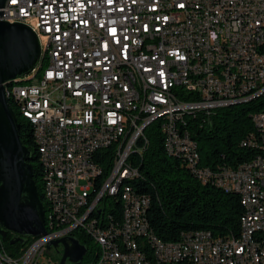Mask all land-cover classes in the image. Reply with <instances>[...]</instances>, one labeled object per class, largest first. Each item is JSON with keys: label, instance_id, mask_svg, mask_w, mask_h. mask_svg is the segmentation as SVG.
I'll list each match as a JSON object with an SVG mask.
<instances>
[{"label": "built area", "instance_id": "built-area-1", "mask_svg": "<svg viewBox=\"0 0 264 264\" xmlns=\"http://www.w3.org/2000/svg\"><path fill=\"white\" fill-rule=\"evenodd\" d=\"M23 12L41 56L31 86H7L6 95L19 99L33 127L57 227L87 226L101 241L102 264H264V112L253 114L256 131L242 141L256 156L236 169L200 167L193 135L217 109L264 96V0H9L0 22L19 23ZM154 123L169 156L203 184L239 196L237 236L202 230L164 242L136 189L124 190L121 221L108 218L104 202L118 178L140 177L135 164ZM116 132L124 141L110 149ZM104 159L107 193L89 206ZM32 239L19 256L0 246V264H41L58 241Z\"/></svg>", "mask_w": 264, "mask_h": 264}, {"label": "trees", "instance_id": "trees-1", "mask_svg": "<svg viewBox=\"0 0 264 264\" xmlns=\"http://www.w3.org/2000/svg\"><path fill=\"white\" fill-rule=\"evenodd\" d=\"M9 102L18 119L20 138L32 152L34 180L48 213V204L43 195V167L33 127L22 118L16 104L12 100ZM258 112H264V96L248 103L217 109L209 121L193 133L199 147V166L215 171L223 168L236 169L253 159L256 151L243 147L242 141L256 131L252 116ZM158 128L159 125L154 123L145 132L149 147L142 157L137 158L135 166L140 171V177L132 181L133 188L138 193L147 195L150 200L148 220L154 234L164 242L178 241L183 232L202 230L210 231L215 236H237L244 214L239 196L227 193L213 184H203L187 165L169 156L164 150V138ZM110 163L111 159H107V169ZM110 204L114 208L106 210L108 218L120 222V191ZM75 232L73 235L87 247L88 256L87 238H92ZM15 236L11 232H8L6 238L0 236L3 243L0 246L10 255L19 256L26 251L33 239L29 238L27 244L17 242L12 245L11 241Z\"/></svg>", "mask_w": 264, "mask_h": 264}, {"label": "water", "instance_id": "water-1", "mask_svg": "<svg viewBox=\"0 0 264 264\" xmlns=\"http://www.w3.org/2000/svg\"><path fill=\"white\" fill-rule=\"evenodd\" d=\"M9 0H0V17ZM37 0H32V5ZM41 56L37 34L22 23L0 22V236L18 237L11 244L46 235V210L34 180L32 152L20 138L18 119L10 106L6 87L29 75ZM63 247L59 264H82L87 247L75 236L48 245Z\"/></svg>", "mask_w": 264, "mask_h": 264}, {"label": "bare ground", "instance_id": "bare-ground-1", "mask_svg": "<svg viewBox=\"0 0 264 264\" xmlns=\"http://www.w3.org/2000/svg\"><path fill=\"white\" fill-rule=\"evenodd\" d=\"M30 19V12L21 13V20L19 23L25 24L28 26V21ZM47 67L39 68V75H46ZM27 79L26 82H17L20 79ZM23 78H19L14 81L12 85L9 86L11 89H26L31 86L33 83V79H29L30 76H25ZM21 81V80H20ZM23 81V80H22ZM9 100H12L18 110L22 118H24V109L20 107L19 99L16 96H8ZM124 141V132H116L114 136L110 140V149H117V147L123 143ZM39 149L40 156V146L36 143ZM111 171V163L110 167L107 169V159L103 160L102 164V172L99 174L97 190L93 191L89 197V206H98L102 200L103 196L107 193V181H108V173ZM135 177H120L115 183V189L113 192V197L117 196L118 192L121 193V200L124 198V190L125 189H134L132 185V181L136 180ZM43 195L46 203L48 204V215H46V223L45 228L48 230L49 228H54L51 231H46V239L49 240H59L63 237L71 236L75 231H81L82 233L90 236L92 240L99 246V253L95 264H102L103 262V247L101 246V241L95 235H90V231L87 226L82 225V223H67L63 224L60 227H57L58 223V215L54 211V207L52 203H50V199H48L49 195V185L46 179V172H43ZM148 197V196H147ZM149 199V198H148ZM150 201V200H149ZM47 213V212H46ZM92 218L93 219H101V211L100 210H92Z\"/></svg>", "mask_w": 264, "mask_h": 264}, {"label": "rangeland", "instance_id": "rangeland-1", "mask_svg": "<svg viewBox=\"0 0 264 264\" xmlns=\"http://www.w3.org/2000/svg\"><path fill=\"white\" fill-rule=\"evenodd\" d=\"M41 42H43V44L46 45V41L44 39ZM29 79H33V76H30ZM20 80H18L17 82L28 81L27 79H24V78L20 79ZM110 203H112V199L104 202L106 209L114 208L113 205H111ZM46 215H48V213H46ZM75 233H78L80 235L83 234L81 231H76ZM87 239L89 241V244H88L89 255L84 258L83 262H84V264H95V262L97 260L96 259L97 255L99 253V246L93 240H90L89 238H87ZM2 244L3 243L0 240V245H2ZM61 251H62L61 248H60V250L53 249V250L49 251L48 253L44 254L43 256H41L39 258V262L41 264H59V262L62 258Z\"/></svg>", "mask_w": 264, "mask_h": 264}, {"label": "flooded vegetation", "instance_id": "flooded-vegetation-1", "mask_svg": "<svg viewBox=\"0 0 264 264\" xmlns=\"http://www.w3.org/2000/svg\"><path fill=\"white\" fill-rule=\"evenodd\" d=\"M71 236H74L73 234L71 235ZM18 236L16 235L15 236V238H17ZM60 248L62 249V251H61V255L63 254V247L62 246H60ZM66 264H70L69 262H67Z\"/></svg>", "mask_w": 264, "mask_h": 264}, {"label": "snow or ice", "instance_id": "snow-or-ice-1", "mask_svg": "<svg viewBox=\"0 0 264 264\" xmlns=\"http://www.w3.org/2000/svg\"><path fill=\"white\" fill-rule=\"evenodd\" d=\"M13 2H15V0H13Z\"/></svg>", "mask_w": 264, "mask_h": 264}]
</instances>
